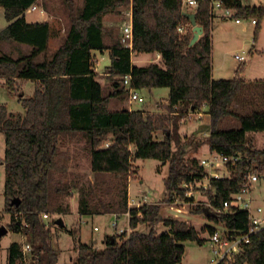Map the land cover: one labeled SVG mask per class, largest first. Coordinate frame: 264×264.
Here are the masks:
<instances>
[{
  "label": "trees",
  "instance_id": "1",
  "mask_svg": "<svg viewBox=\"0 0 264 264\" xmlns=\"http://www.w3.org/2000/svg\"><path fill=\"white\" fill-rule=\"evenodd\" d=\"M35 1L0 0L8 22L0 30V43L16 47V56L0 53V80H4L10 94L19 97L24 110L13 113L0 105V133L5 141L4 212L9 214L7 230L23 235L25 245L30 246V252L24 254L22 244L10 243L6 264H27V259L31 264L58 263L61 228L55 220L44 221L42 214L69 213L66 201L71 189L77 190L80 216H94L100 209L117 216L128 212L130 229L128 234L107 235L101 247L77 240L71 264H180L183 243L202 245L207 240L202 231L210 236L215 228L207 225L199 230L185 221L163 218L158 204L129 208L128 181L138 172L133 167L135 160L166 162L165 202L187 200L184 185L203 180L208 173L199 160L184 157L179 125L188 110L197 111L202 106L208 109L210 134L206 143L210 151L240 156L234 166L227 165L228 177L209 178L206 194L208 209L214 216L207 219L228 231L247 229V214L232 207L225 210L223 203L243 190L249 172L264 171V150L257 149L247 137L248 132L264 131V109L241 115L231 108L242 93L249 95L239 76L241 69L231 79L212 76L211 1L197 0L193 13L203 34L189 46L193 33L183 14L186 10L182 9V0H82L77 9L73 0H61L69 25L53 50L50 41L59 37V31L52 23L25 20V11ZM221 1L234 17L254 20L256 39L264 21V6H245L240 0ZM123 7L132 9V50L102 24L106 14ZM180 24L186 26L184 34L177 31ZM105 36L111 38L109 45L104 42ZM105 49L110 50L107 76L113 89L106 96L97 80L92 56V51ZM144 53H157L161 60L134 65L131 56ZM125 75L130 76V87L135 90L168 88L164 111L110 110L109 101L128 93L123 84ZM18 80L35 83L30 97L17 90ZM261 82L264 92V80ZM229 116L237 119L239 128L220 130V121ZM157 133L162 134L160 140L155 137ZM79 137L85 141L93 180L76 187L72 181L61 183L58 175L68 173L70 168L72 148L62 150L63 144ZM98 195L105 200L95 202ZM14 200L19 204L15 205ZM203 209L198 213L205 216ZM217 209L219 213L214 211ZM159 223L167 230L157 233ZM247 263L264 264V230L252 234L249 243L230 262Z\"/></svg>",
  "mask_w": 264,
  "mask_h": 264
},
{
  "label": "rangeland",
  "instance_id": "2",
  "mask_svg": "<svg viewBox=\"0 0 264 264\" xmlns=\"http://www.w3.org/2000/svg\"><path fill=\"white\" fill-rule=\"evenodd\" d=\"M73 1L75 9L79 8L82 4V0ZM247 1L250 3L253 2L254 4L264 5V0ZM129 8L130 7H123L120 9L121 11L111 12L114 13L115 16L112 17V19L116 21V23L120 22V28L123 21L127 19L126 11H128ZM184 9L186 10L187 8ZM190 9L195 10L194 8ZM40 10H44L53 16L52 18L58 23L57 27L54 23H52V25L59 31L58 33L60 36L64 35V31L69 25V19L66 14V7L62 4L61 0H41L40 7L32 13L27 14L26 18H37L40 14ZM5 25L6 20L3 11L0 10V30H2ZM118 27L119 26H116V28H112V30L110 29L113 32V35L118 34ZM254 35L255 22L250 19L244 20L240 24H236L234 20H227L224 22L215 21L213 23L212 53L214 65L216 68H223L221 73L218 71L215 73V77H217V79H231L237 74L236 70H242L243 66L246 65L244 77L246 78L245 87L249 95L246 97L247 99L242 106V110L240 111L241 115L264 109V92L261 82L263 80L254 81L255 78H264V58L262 60L257 56L252 58L249 54L252 45L256 48L264 49V21L261 23L256 39L254 38ZM56 41V38L50 41V50H53L56 48V45L59 44L56 43ZM15 48V46L4 42L0 43V53L16 56ZM236 55L247 56V61L245 63H240L235 58ZM107 64V59L99 61L97 64V71L103 73L104 67ZM98 79L101 80L103 95L106 96L113 90L111 87V81L107 76H98ZM33 89V83L30 81H25L21 84L19 83L17 86V90L20 91L24 97H30L33 93ZM127 90L129 89L127 88ZM136 92L139 97H141V102L130 101L128 92L122 97L109 101V109L118 110L127 106V109L130 108L132 110L144 108L149 111H164L163 106L167 103L169 94L168 88H152L150 90L140 89L136 90ZM18 98L17 95L8 92L5 84L0 83V105H5L9 112L23 113L24 110ZM199 114H201L200 117ZM197 118H200L201 120L205 119L202 109L198 111V113H190V110H188L179 125L180 128L181 126L183 128H181L183 132L180 134V137L181 143L185 144L186 154L184 157L186 159L196 158L197 160H200L201 158L208 157V154L203 151L206 149L204 144L208 137L202 135L200 133L201 131H197L202 124L201 120H198ZM225 126H230L227 129L239 128V122L235 119L234 125L226 124ZM184 131H186V134ZM247 137L256 148L260 150L264 149V138L261 139V137H264V131L248 132ZM159 138H162V134L160 133L157 135V139ZM260 139L261 142H259ZM106 143H109V141ZM67 146L72 148L70 168L68 173L58 175L59 181L61 183L72 181L76 184V187L88 185V183L92 182L93 176L90 172L89 160L85 152V141L79 137L74 139L71 143H64L62 150ZM173 149H176L174 145ZM4 152V136L0 133V227L4 226L7 228L9 214L4 212L5 203L3 197L4 168L2 165V159L4 157ZM133 167L137 168L138 172L128 181L129 208L139 207L148 203L158 204L160 205V215L163 218H174L180 221H185L199 230L209 225L216 230L224 232L225 229L221 224H214L209 221L207 217L198 213V209L209 207V200L206 194L207 189L202 188V185H192L191 191L184 186L186 189L185 196L187 197V200L180 201L175 199L173 202L168 203L165 202L166 192L163 182V178L168 172L167 163L160 162L156 159H137L133 162ZM219 171L226 173L225 168H222ZM208 172L210 171L208 170L207 173ZM256 173L258 175V181L252 185L249 195L256 204H260L264 207V171H257ZM201 184L207 186L208 179H203ZM69 193L71 194V197L66 203L69 205L70 212L67 214H54L49 221H46L47 223H50L56 219H61L63 222V226L60 227L61 229L57 238V246L60 250L57 264H71V259L73 260L76 255L75 244L77 240L81 243H93L96 246L101 247L100 241L105 239L107 235H121L122 233L128 234L130 232L127 223L129 217L126 215H118V219H116L114 215L105 214L100 209L99 213L95 214L93 217H79V214H77V190L71 189ZM99 198L105 200V197L98 195L95 198V202ZM132 201H135V203H132ZM114 221L117 223L116 229L112 227ZM93 227H97L98 230L94 231ZM120 229H122V231ZM140 229L144 230V227L141 226ZM165 229L167 228L163 226L162 223L157 224L155 227L157 233H161ZM52 230H55L54 227H52ZM202 236L206 237L208 240L207 232L202 231ZM18 237V235L8 231L6 235L0 238V264H5L6 248L9 242ZM207 240L202 245L190 241L184 242L185 251L180 264H211L214 262L215 256L213 255ZM26 262L27 264H31L29 259H27Z\"/></svg>",
  "mask_w": 264,
  "mask_h": 264
},
{
  "label": "built area",
  "instance_id": "3",
  "mask_svg": "<svg viewBox=\"0 0 264 264\" xmlns=\"http://www.w3.org/2000/svg\"><path fill=\"white\" fill-rule=\"evenodd\" d=\"M40 1L36 0L31 6L28 7V9L25 11V13H30L35 10H37L40 7ZM211 1V8L213 14L215 13H221L226 17L231 16L232 11L222 5L221 0H210ZM197 7V0H182V9L184 8H194ZM24 13V14H25ZM127 19L123 21L122 23V30H121V36H120V42L129 50H132L133 46V29H132V9L129 8L128 11H126ZM177 31L180 34H184L186 32V26L183 24L178 25ZM160 57V55L158 54ZM235 58L240 63H245L247 61V56L244 55H236ZM151 63H154V60L151 61ZM123 83L126 88H128L129 92V99L130 101H139L141 102L142 99L139 97L135 89H132L130 87V76L125 75L123 77ZM109 143H105V147H107ZM240 160V156L238 155H232L227 156L221 153L217 152H210L208 154V157L201 158L199 160L200 166L205 169L209 170L208 176L204 179H208L209 184V178H224L229 176V172L227 170V165L234 166L238 161ZM222 168L226 169V173H222ZM258 181V175L256 172H249L246 176V181L243 184V190L239 193L233 194L230 197V200L225 201L223 203V207L225 210L232 207L238 211H244L247 214L248 219V228L241 231H228L224 230V232L216 230L214 233L210 236H208V244L209 247L215 256V261L211 264H219L220 262H225V264H230L231 261H233L234 257L241 253L242 246L244 244L249 243L250 236L258 231L264 230V207L260 204H256L255 201L251 198L249 195L250 189L252 188V185ZM202 180L185 184V188L189 189L191 191L192 185H202L204 189H208V185L201 184ZM132 203H135V201H132ZM130 206V205H129ZM215 212L219 213L220 210H214ZM116 219H118V216L113 214ZM127 217H129V213L126 212L125 214ZM42 219L44 221H49L51 219V216L47 213L42 214ZM112 227L116 229L117 223L114 221L112 223ZM94 231H97V227H93ZM122 231V229H120ZM24 254H27L30 252V246L24 245L23 247ZM249 264V263H247Z\"/></svg>",
  "mask_w": 264,
  "mask_h": 264
},
{
  "label": "crops",
  "instance_id": "4",
  "mask_svg": "<svg viewBox=\"0 0 264 264\" xmlns=\"http://www.w3.org/2000/svg\"><path fill=\"white\" fill-rule=\"evenodd\" d=\"M240 2L242 3V5H245V6H259L260 4H254L253 2H248L247 0H240ZM262 3V2H261ZM261 6H264L263 4H261ZM0 10H2L3 11V14H4V9L2 8V7H0ZM118 11H121L120 9L119 10H117L116 12H118ZM232 11V10H231ZM185 12H188V13H192V12H194V10H192V9H190V8H187L186 9V11ZM30 13H32V12H30ZM233 11H232V14H231V16H229V17H226V16H224L223 14H221V13H215L214 14V16H213V20H212V28H211V41H212V30H213V23L215 22V21H219V22H224V21H227V20H234V22L236 23V24H240L242 21H244V20H252L253 22H254V20L253 19H251V18H248V19H244V18H236V17H234L233 16ZM27 14H29V13H25L24 14V16H25V20H26V22L27 23H37V22H45V21H49L50 23H54L55 25H56V27H57V21H55L52 17V15H50L49 13H47V12H45L44 10H40V14L37 16V18H31V19H27L26 18V15ZM112 17H115L114 16V13H109V14H107V15H105L104 16V18H103V21H102V24H103V26H104V28L105 29H107V30H112V28L114 29V28H116V26H119L118 28H119V31H118V34H114L113 35V37L115 38V39H120V36H121V30H122V28H120V25H119V23L120 22H117L116 23V21H114L113 19H112ZM59 20H61V19H59ZM263 22V21H262ZM7 24H8V22L6 21V25L4 26V27H6L7 26ZM3 27V28H4ZM2 28V29H3ZM63 31V30H62ZM57 39V41H56V43H59V41H60V35H59V37L58 38H56ZM58 39H59V41H58ZM104 42H105V44H107V45H109L110 43H111V38H109L108 36H105L104 37ZM58 45H56V47H57ZM212 50H213V43H212ZM249 54H250V57H254V56H257V57H259L261 60L264 58V49L263 48H256L254 45H252V47L250 48V52H249ZM92 56H93V68H94V71H95V73L97 74V80L101 83V80L100 79H98V76H107L108 75V73H107V69H108V67L110 66V63H111V58H110V50H108V49H105V50H102V51H99V50H94V51H92ZM103 59H107V61H108V64L104 67V72L103 73H99L98 71H97V64L99 63V61H101V60H103ZM152 60H154V63H159L160 62V57L158 56V54L157 53H149V54H133L132 56H131V61H132V63L134 64V65H145L144 63H146V64H148V63H151V61ZM246 65H244L243 66V68H242V70H241V73L239 74V76H240V78L243 80V81H246L245 79V77H244V75H245V70H246V67H245ZM211 67H212V76H213V78L214 79H217V77H215V73L218 71V72H222L223 71V68H216V66L214 65V60H213V53H211ZM245 67V68H244ZM248 68V67H247ZM106 71V72H105ZM236 72H237V70H236ZM235 75V74H234ZM108 77V76H107ZM235 77V76H234ZM218 79H224V78H218ZM261 80H264V78L263 79H260V78H255V80L254 81H261ZM25 81H30V80H18L17 82H18V84L20 83H22V82H25ZM30 82H32L33 83V86H34V88H35V83L33 82V81H30ZM0 83H2V84H4V80H0ZM33 92H34V89H33ZM33 94V93H32ZM245 97H247L246 95H244L243 93L232 103V105H231V108L234 110V111H236V112H238V113H240V111L242 110V106H243V103H244V98ZM127 106H125V107H123V108H126ZM261 107H262V105H261ZM120 109H122V108H120ZM120 109H118V110H120ZM129 110H132V109H130V108H128ZM202 109V111H203V114H204V118L205 119H203V120H201L200 118H197L198 120H201V122H202V124L199 126V128H198V130L197 131H201L200 133L202 134V135H204V136H209V134H210V129H209V115H208V109H207V107L206 106H202L199 110H197V111H190V113H198V111H200ZM142 110H145V111H148V112H151V113H157V112H159V111H149V110H146V109H144V108H142ZM112 111H116V110H112ZM201 116V114H199V117ZM235 119L236 118H234V117H226V118H224L223 120H221L220 121V123H219V125H218V128L220 129V130H229V129H227L228 127H230V126H225L226 124H231V125H234L235 124ZM224 125V126H223ZM184 127V126H183ZM234 127V126H233ZM181 128H182V126H181ZM180 127H179V134H181L182 132H183V128L181 129ZM230 129H234V128H230ZM186 131H184V133H185ZM186 134V133H185ZM184 134V135H185ZM157 135H158V133L156 134V138H157ZM262 138H264V137H261V139ZM161 138H159V140H160ZM261 139H260V141L259 142H261ZM205 145V148L206 149H204L203 151L204 152H206L207 154H209L211 151H210V149H209V146H208V144L207 143H205L204 144ZM258 149V148H257ZM264 150V149H263ZM129 196V195H128ZM78 214V213H77ZM79 217H82V216H80V215H78ZM95 216V215H94ZM91 217H93V216H91ZM127 223H128V220H127ZM165 230H167V229H165ZM164 230V231H165ZM14 234H16V233H14ZM16 235H18L19 237L18 238H15V239H13V241H10L9 242V244L10 243H12V242H17V243H20V244H22L23 245V247H24V245H25V242H26V239H25V237L23 236V235H21V234H16ZM103 240V239H102ZM101 240V241H102ZM100 241V242H101ZM9 244H8V246H9ZM7 246V247H8ZM6 258H7V248H6V256H5V264H6ZM72 259H71V263H72Z\"/></svg>",
  "mask_w": 264,
  "mask_h": 264
},
{
  "label": "water",
  "instance_id": "5",
  "mask_svg": "<svg viewBox=\"0 0 264 264\" xmlns=\"http://www.w3.org/2000/svg\"><path fill=\"white\" fill-rule=\"evenodd\" d=\"M183 14H184V16H186L188 18L190 26L192 27L193 35H192V38H191V40L189 42V46H192L198 41L200 36L203 34V28L196 23L195 13H193V12L192 13L184 12ZM13 203L15 205H18L19 201L18 200H14ZM203 211H204L206 217L214 216V212L210 211L208 208H204ZM55 224L60 226V227L63 226V222H62L61 219H56L55 220ZM7 232H8L7 228L4 227V226H1L0 227V238L2 236L6 235Z\"/></svg>",
  "mask_w": 264,
  "mask_h": 264
}]
</instances>
